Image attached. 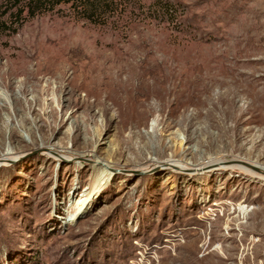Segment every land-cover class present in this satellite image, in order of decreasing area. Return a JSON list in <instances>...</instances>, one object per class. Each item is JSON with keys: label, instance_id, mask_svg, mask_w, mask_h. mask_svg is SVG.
Masks as SVG:
<instances>
[{"label": "rangeland", "instance_id": "1", "mask_svg": "<svg viewBox=\"0 0 264 264\" xmlns=\"http://www.w3.org/2000/svg\"><path fill=\"white\" fill-rule=\"evenodd\" d=\"M29 2L0 0V264H264V181L195 170L264 165V0ZM223 35L236 80L185 101Z\"/></svg>", "mask_w": 264, "mask_h": 264}, {"label": "bare ground", "instance_id": "2", "mask_svg": "<svg viewBox=\"0 0 264 264\" xmlns=\"http://www.w3.org/2000/svg\"><path fill=\"white\" fill-rule=\"evenodd\" d=\"M249 30H250L249 26H247L245 31L238 28V31L235 33L236 35L233 36V40L228 35L221 36V39L224 41V43L219 45L220 49L216 47L217 52H216L215 59H214V64H215L214 68H215L216 73L213 74L211 77H208L207 79H204V80L197 78L200 81H197L196 83L191 84V85L184 83L183 87H182L183 90L181 92H182V96H183L185 101H191L193 99H199L200 100L201 95L208 93L211 90V88L214 86V84L226 83L228 81L236 80V77H237L236 71L234 70V67L229 65V62H228V57L230 56L229 53L231 52L230 47L236 49L237 52L240 53L242 50H245V48L247 46L253 45V43H255L254 42V36L255 37L258 36V33L251 36ZM229 40L233 41V44H231L230 47L228 45ZM223 45H225L224 51L222 50ZM233 60L234 61L230 62V63H236L237 62V59L235 60V57L233 58ZM109 77H112L111 74ZM122 78H123V76H122ZM138 93H139V90H138ZM11 158L12 157L8 155L4 159H2V162L6 163V161L7 162L10 161L9 159H11ZM237 162H240V160L227 161V160H223V158L220 157L218 159L211 160L205 164L201 163L202 165H200L199 168H197L195 170H202V169L203 170L204 169H209V170L212 169L213 170V169H216L218 167L223 168V169H230V170H234V169L237 170L238 169V170L244 171L249 176L251 175L255 178H259V179H262L264 181V165L253 162L251 164V168H247V166L245 167V166H243ZM98 163H100L101 166H104V167L109 168V166H110L106 163H103L102 161L98 162ZM161 165H164V166H167L170 168L180 167V168L184 169L185 171H191V169H192V168H190L189 163H187L186 165H183L182 163L177 164L176 162H173V160H168L164 164L156 165V167H161ZM194 166H198V165H194ZM260 173H262V176L260 175ZM88 202H89V199L87 197L85 199V196L82 197V199H80V201L78 202L77 208H76V213L72 216L71 221L76 220L77 216L80 212L87 211V209L89 207Z\"/></svg>", "mask_w": 264, "mask_h": 264}, {"label": "trees", "instance_id": "3", "mask_svg": "<svg viewBox=\"0 0 264 264\" xmlns=\"http://www.w3.org/2000/svg\"><path fill=\"white\" fill-rule=\"evenodd\" d=\"M63 0H58L53 2V0H30L29 5L31 6V13L30 17L33 18L37 15V13L44 12L43 8L46 9L47 6H51L50 8H54L55 6L59 5ZM108 0H79L80 6L77 5V0H73L72 7L79 10V12L83 13L85 12L86 15H83V17L87 18L88 20L92 21L95 20V18L99 15V13L104 10L105 6H112L113 1L111 0V3L107 4ZM116 3V2H114ZM163 14H169L170 16H173V13L175 11L173 10V7L169 4H161V6L158 9ZM88 12V13H87ZM175 15V14H174ZM5 25L0 23V30L5 31L7 28L4 27Z\"/></svg>", "mask_w": 264, "mask_h": 264}, {"label": "water", "instance_id": "4", "mask_svg": "<svg viewBox=\"0 0 264 264\" xmlns=\"http://www.w3.org/2000/svg\"><path fill=\"white\" fill-rule=\"evenodd\" d=\"M248 165V164H247ZM248 166H250V165H248ZM257 170V169H256Z\"/></svg>", "mask_w": 264, "mask_h": 264}]
</instances>
